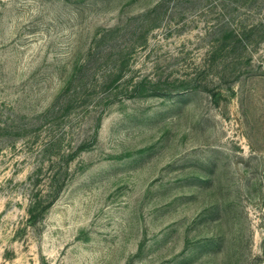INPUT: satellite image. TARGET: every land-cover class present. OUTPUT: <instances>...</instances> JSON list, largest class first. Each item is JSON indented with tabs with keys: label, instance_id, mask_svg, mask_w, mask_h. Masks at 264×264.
<instances>
[{
	"label": "rangeland",
	"instance_id": "374dc122",
	"mask_svg": "<svg viewBox=\"0 0 264 264\" xmlns=\"http://www.w3.org/2000/svg\"><path fill=\"white\" fill-rule=\"evenodd\" d=\"M0 264H264V0H0Z\"/></svg>",
	"mask_w": 264,
	"mask_h": 264
}]
</instances>
